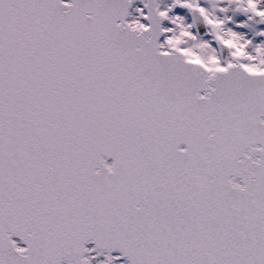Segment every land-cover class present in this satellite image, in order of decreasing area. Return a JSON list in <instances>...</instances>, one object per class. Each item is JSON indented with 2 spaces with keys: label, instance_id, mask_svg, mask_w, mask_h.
<instances>
[{
  "label": "snow or ice",
  "instance_id": "obj_1",
  "mask_svg": "<svg viewBox=\"0 0 264 264\" xmlns=\"http://www.w3.org/2000/svg\"><path fill=\"white\" fill-rule=\"evenodd\" d=\"M0 264H264V0H0Z\"/></svg>",
  "mask_w": 264,
  "mask_h": 264
}]
</instances>
